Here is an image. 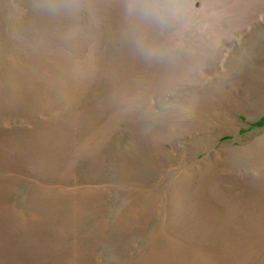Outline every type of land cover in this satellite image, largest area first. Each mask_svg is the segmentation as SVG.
<instances>
[{"label":"rangeland","instance_id":"rangeland-1","mask_svg":"<svg viewBox=\"0 0 264 264\" xmlns=\"http://www.w3.org/2000/svg\"><path fill=\"white\" fill-rule=\"evenodd\" d=\"M130 3L0 0V264H264V0Z\"/></svg>","mask_w":264,"mask_h":264},{"label":"clouds","instance_id":"clouds-1","mask_svg":"<svg viewBox=\"0 0 264 264\" xmlns=\"http://www.w3.org/2000/svg\"><path fill=\"white\" fill-rule=\"evenodd\" d=\"M184 0H131L129 12H139L164 27L180 19ZM140 5L137 8V5Z\"/></svg>","mask_w":264,"mask_h":264},{"label":"water","instance_id":"water-1","mask_svg":"<svg viewBox=\"0 0 264 264\" xmlns=\"http://www.w3.org/2000/svg\"><path fill=\"white\" fill-rule=\"evenodd\" d=\"M199 3L198 2H196V5H198Z\"/></svg>","mask_w":264,"mask_h":264}]
</instances>
